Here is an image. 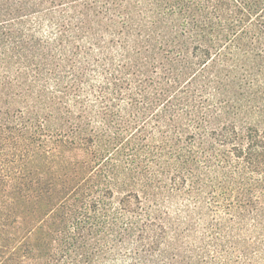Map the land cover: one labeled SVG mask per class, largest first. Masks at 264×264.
Here are the masks:
<instances>
[{"label": "trees", "instance_id": "obj_1", "mask_svg": "<svg viewBox=\"0 0 264 264\" xmlns=\"http://www.w3.org/2000/svg\"><path fill=\"white\" fill-rule=\"evenodd\" d=\"M0 264H264V0H0Z\"/></svg>", "mask_w": 264, "mask_h": 264}]
</instances>
